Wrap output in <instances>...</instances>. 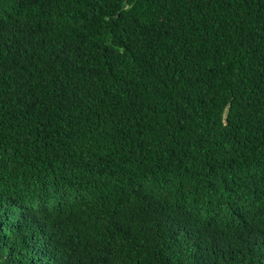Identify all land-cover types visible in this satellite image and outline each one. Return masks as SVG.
<instances>
[{
  "label": "trees",
  "instance_id": "1",
  "mask_svg": "<svg viewBox=\"0 0 264 264\" xmlns=\"http://www.w3.org/2000/svg\"><path fill=\"white\" fill-rule=\"evenodd\" d=\"M0 264H264V0H0Z\"/></svg>",
  "mask_w": 264,
  "mask_h": 264
}]
</instances>
